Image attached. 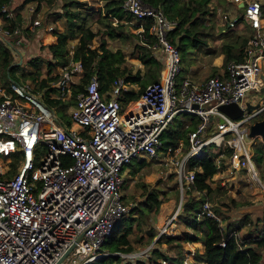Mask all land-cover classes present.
Listing matches in <instances>:
<instances>
[{
  "label": "built area",
  "instance_id": "obj_1",
  "mask_svg": "<svg viewBox=\"0 0 264 264\" xmlns=\"http://www.w3.org/2000/svg\"><path fill=\"white\" fill-rule=\"evenodd\" d=\"M230 3L237 9L244 5L239 10L251 36L247 58L230 62L223 74L203 84L185 79L178 85L176 81L183 61L169 36L178 23L144 0H125L123 9L139 23V35L144 24H151L156 39L153 50L164 62L160 80L148 85L138 102L124 106V79L115 80L110 91L101 93L94 76L67 113L68 125L45 106L31 85L14 83L10 93L0 88L4 97L0 100V156L8 161L10 156L22 155L13 177L11 169L0 174V264H59L65 256L60 264L95 261L116 225L130 212L122 196L124 169L141 156L159 160L162 136L179 114L200 121L189 133L188 151L166 164L174 167L182 191H192L196 171L191 162L203 157L209 147L232 149L228 156L232 170L247 171L253 182L264 187L254 153L244 140L251 125L264 116V98L258 103L247 101L264 87L263 4L259 0ZM2 13L0 40L5 41L12 36L7 26L14 14L7 6ZM41 26L39 20L34 21V28ZM83 77L82 64L71 59L60 79L51 83L54 98L70 100L77 80ZM132 103L141 104L140 113H125ZM248 104L256 108L249 112ZM228 105H237L243 115L238 119L227 116L221 107ZM41 149L46 153L44 162L39 161ZM224 155L216 159L219 170ZM203 209L207 217L222 222L208 201ZM226 245V239L219 244Z\"/></svg>",
  "mask_w": 264,
  "mask_h": 264
},
{
  "label": "trees",
  "instance_id": "obj_2",
  "mask_svg": "<svg viewBox=\"0 0 264 264\" xmlns=\"http://www.w3.org/2000/svg\"><path fill=\"white\" fill-rule=\"evenodd\" d=\"M104 2L102 9L92 18L96 17L97 22L104 29V33H96L88 27H78V20L82 17L80 8L85 6L77 0H24L23 5L36 4L37 14L42 10L43 6L53 7L55 14H61L68 18V29L60 34L55 35L57 42L47 41L43 43L40 39L37 40L39 46L38 57L29 61L33 66L40 68V64L44 63L41 55L43 52L50 54L52 62L49 61L50 68L59 66L66 67L70 64L71 58L68 54V43L73 40H78L74 48L73 61L80 62L83 67L84 77L78 86L73 88V95L69 101H60L51 97V93H56V90L50 86V83L57 82L60 76L43 79L38 82V78L33 80L36 82L34 92L40 97L46 107L55 111L63 122L70 125L67 115L68 109L75 104L78 93L83 89L90 79L96 76L101 86V93L110 91L115 80L124 79L126 85H140V90L137 93L125 91L122 97L124 106L129 103L139 101L141 95L148 85L156 83L160 80L164 70V62L161 57L153 50L156 44L155 37L151 34V24L143 25V34L136 37V44L141 54L138 56L139 61L145 68L144 77L138 72L133 75L127 68L123 67L126 63V54L120 50L113 52L107 47V36L110 40L127 39L128 35H123L122 32L124 22L132 28L134 33L140 30L139 23H134L133 18L129 16L123 9L125 0H101ZM226 0H218L220 4H224ZM63 2V3H62ZM144 2L152 7L157 8L170 20L178 23L177 29L170 34V41L179 48L183 54L187 52L194 53L198 50H209L210 44L216 40H221L222 47L219 56H224V68L232 62H244L247 58V49L250 45L251 36L248 34L228 36L227 32L230 28L224 25V29H219V35L216 34V13L211 8L213 0H144ZM10 0H0V16H3L2 10L10 6ZM237 16L238 24L241 22V10L234 7ZM264 12V5H263ZM86 20V18H85ZM125 20V21H124ZM133 20V21H132ZM20 16L14 17L10 21L7 28L11 31L12 36L0 40V88L7 93L11 92V86L14 83H20L18 73L23 70L24 62L21 64L16 62V53H20L21 39L17 37H27L29 40L36 39L38 33L35 32L34 23L30 24L27 30L21 29ZM230 24V23H228ZM46 30V27L43 28ZM19 32V33H18ZM16 33H18L16 35ZM17 36V37H16ZM16 37V38H14ZM98 40L99 46L93 47L95 40ZM17 46V47H16ZM17 48V49H15ZM181 56V57H182ZM184 60V59H183ZM38 63V64H37ZM215 76V75H213ZM143 80H146L144 83ZM21 84V83H20ZM45 92V94L43 93ZM42 93V95H41ZM4 97L0 95V100ZM132 103L128 111L132 108ZM200 121L194 116L187 114H179L169 125L162 136L163 150L171 149L173 154L181 152L186 153L189 147V133L195 131L199 126ZM232 149L226 151L229 156ZM217 157L209 155L205 152L200 159L191 162V168L196 171V181L192 186V191L205 194L204 199L211 201L212 195L216 192L211 185V181L215 175L219 173V168L216 161ZM253 161L258 169H264V143L259 141L254 149ZM134 162V163H133ZM133 163V164H132ZM132 164V165H131ZM146 166L143 163L132 161L125 169L133 168L131 174H139ZM7 169L4 170L6 172ZM123 171V173H124ZM125 183V180H124ZM124 186V185H123ZM148 188V187H143ZM145 197L139 205L131 211L132 215L137 214L135 218H123L115 227L112 237L104 244L103 253L108 254L105 257H100L89 264H145L137 261L130 262L127 255L132 254L135 250L131 242L133 234V221L138 219L148 226V242L153 243L158 234L150 224L152 216L158 215L160 206L167 202L163 193L160 190L148 189L145 191ZM207 195V196H206ZM125 197H123V200ZM202 201L189 200L183 203L182 210L193 221L190 223V228L195 232H201V239H193L188 234H184L175 238H168L162 235L157 244H166L171 250L175 243H197L202 242L205 248L204 254L200 255V262L203 264H263L264 263V230L258 232L255 236L240 237V231L236 228H229L225 232L220 223L215 219L209 218L206 215L201 219L198 217L197 211L201 207ZM234 203V202H233ZM216 216L219 217L222 211L217 207H212ZM197 214V215H196ZM131 215V216H132ZM141 225V224H140ZM234 233L238 236L233 237ZM231 237V238H230ZM227 240L225 248L219 246L223 240ZM151 257H160L157 250H150ZM149 253V252H148ZM124 255L125 257H122ZM184 259L179 254L176 260L178 264H184Z\"/></svg>",
  "mask_w": 264,
  "mask_h": 264
},
{
  "label": "rangeland",
  "instance_id": "obj_3",
  "mask_svg": "<svg viewBox=\"0 0 264 264\" xmlns=\"http://www.w3.org/2000/svg\"><path fill=\"white\" fill-rule=\"evenodd\" d=\"M15 1H17L16 5L20 4V2L23 4L24 2V0ZM77 1L86 4L80 8V11H82V17L78 20L77 28L81 26L88 27L96 33L103 34L104 29L97 22L96 17L92 18V16L95 14L94 12H98L99 9H102L105 3L101 0ZM259 1H261L264 5V0ZM20 5L16 6L17 8L13 11L11 9L9 10L14 14V16H20V24L24 30H27L30 24L34 23L35 20H39L42 23V28L46 27L47 31L52 29L50 33H52L53 36L68 29V18L63 16L64 14H55L56 12L53 11V7L43 6L42 10L37 14L36 4H30L22 8ZM234 7L237 8L236 5L233 6L230 3V0H226V2L224 1V4H220L218 0H213L211 8L216 13L217 36L220 33L219 29H224V25H227L228 28H230L227 32L230 37L245 33L248 35L250 34V31L245 28L247 26V22L244 19H241V26L238 25V22H236L234 27L229 26L228 23L231 25V23L236 20L237 13ZM240 14H243V11H241ZM133 22L136 23L135 21ZM120 32H122L123 35H128L129 38L112 41L105 36L104 38L106 39L107 47L113 52L118 50L124 52L127 57L126 63L123 67L127 68L133 75L140 72L141 76L144 77L145 68L139 61H137L138 56L141 54V51L136 44V37L139 35V32H135L133 36L134 31L129 25H127V22H124L123 29L119 31V33ZM48 38L50 39L51 36H48ZM18 39H21L22 43H24L23 46H18V48H20V53H16V62L19 64L24 62L23 70L18 73V78L20 79L21 84H29L34 89L36 82L33 79L35 77H37L38 82H40L43 79L56 77L61 73V69L63 68L62 66L56 68L49 67L48 62H52V59L50 54L46 51L43 52V55H41L44 63L42 65L40 64V68L38 69L36 66H33L29 61L40 55L38 50L39 41L37 42L35 38L29 40L27 37H19ZM53 40L54 43H56L57 37H54ZM47 41L42 40L43 43H47ZM77 42L78 40H73L68 43L67 56L71 59H73L74 48L77 45ZM222 42L223 41L221 40L212 42L208 51L198 50L194 53L187 52L183 54V56L181 53L184 70L177 76L176 81L178 85H180L186 78H189L188 76L191 71V76L202 77V80H205L213 75H218L222 72L225 68L221 67V69L218 70V68L214 67L215 63H217V59L220 57L219 54ZM98 46L99 42L96 39L93 43V47L95 48ZM156 53L159 56L158 51H156ZM82 79H78L77 82L81 83ZM143 79L144 78H142V80ZM145 81L146 80H143L142 82L144 83ZM134 89L139 91L140 85H135ZM43 94H45V92ZM262 98H264L262 93H252L247 97V101L258 103ZM71 107L68 109L67 113H69ZM128 108L129 107L126 108L125 113L127 111L128 113L138 114L140 113L142 107L141 104L134 103L129 111ZM215 128L216 124L214 123L212 129ZM259 141L261 140L258 138L255 140H247L252 153H254L255 146L259 143ZM170 150L171 149L168 151L163 150L160 154L159 160L146 158L144 156L135 159V162H146V166L139 174H131L133 168H127L123 173V178L125 180L122 188V196L125 197L123 201L130 207L129 214L124 218L133 219L137 217V214L135 213L132 215L131 211L144 200L146 194L145 191L148 189L160 190L163 193L164 198L166 200L168 199L167 202L160 206L158 215L151 217L150 224L158 234V237L155 238L153 243L149 244L148 242L147 224L143 223L144 225H142V221L138 219L133 221L134 224L132 225L133 234L131 235V242L135 251L132 254L127 255V258H129V261L132 263L140 261L145 264H178L176 260L179 258L180 254V256L184 259V264H203L199 259L200 254H204V247L201 242L181 244L175 243L171 250L166 244L158 245L156 243L162 235H165L168 238H175L188 234L193 239H201V232H195L190 228V223L193 221V218L191 219L183 212L182 205L191 199L194 201H202L201 207L197 211L198 217L202 219L205 216L203 205L206 201H208L204 199L205 194L203 193L181 190L178 175L174 171V167L171 164L166 166V164H168L169 160L181 159L185 153L178 152L173 154ZM226 151H228V147H225L222 150H217L215 147H209L206 150L209 155H214L216 157L225 152L224 157L220 159L221 168L219 173L215 175L211 181V185L216 192L212 195V200L208 201V203L211 208L217 207L222 211V214L219 215L222 222L219 223L225 232H227L231 227L239 229L240 237L242 238L255 236L258 232L264 230V187L253 182L251 180V175L248 174L247 171L232 170L229 164L228 156L226 157ZM38 154L39 161L44 162L46 159V153L41 149ZM21 162V154L10 156L8 161L7 158L0 156V171L3 172L5 169H11L12 173L9 174V176L13 177L17 169L20 167ZM257 172L264 184V169L257 168ZM144 186L148 188H143ZM150 250H157L161 256L151 257ZM107 255L108 254L103 253L102 249L98 258L105 257ZM122 257L125 256L122 255Z\"/></svg>",
  "mask_w": 264,
  "mask_h": 264
},
{
  "label": "water",
  "instance_id": "obj_4",
  "mask_svg": "<svg viewBox=\"0 0 264 264\" xmlns=\"http://www.w3.org/2000/svg\"><path fill=\"white\" fill-rule=\"evenodd\" d=\"M244 5H240L239 9H243ZM241 19H244V15H241ZM18 53V51H17ZM22 62V57H21ZM261 92L264 97V87L261 89ZM254 108V106L248 104V111L251 112ZM221 111L226 114L227 116L231 117L232 119H238L243 115V111L237 106V105H228L221 107ZM248 137L251 140L260 139L262 143H264V116L261 120L256 121L254 124L251 125L250 131L248 134ZM66 257V256H65ZM65 257L60 261L63 262ZM59 263V264H60Z\"/></svg>",
  "mask_w": 264,
  "mask_h": 264
},
{
  "label": "crops",
  "instance_id": "obj_5",
  "mask_svg": "<svg viewBox=\"0 0 264 264\" xmlns=\"http://www.w3.org/2000/svg\"><path fill=\"white\" fill-rule=\"evenodd\" d=\"M16 2L17 1H15L14 0V2H12L11 3V5L10 6H8V8L9 9H11L12 11L13 10H15V8H17L16 6H19L20 4H21V2H20V4H17L16 5ZM21 6V8L22 7H26L27 5H23V4H21L20 5ZM17 16V15H16ZM16 16H14V17H16ZM0 20H1V16H0ZM239 26H241L240 24H238ZM243 26V25H242ZM246 28V27H245ZM21 29L22 30H24L22 27H21ZM33 30H35V32L36 33H38V35H37V38H36V40H44V41H51V42H53L54 43V40H53V38L54 37H56V36H53V34L52 33H50V31L48 30L47 31V29L46 30H43V28H42V26L41 27H38V28H34ZM19 33V32H18ZM18 33H16V35L18 34ZM48 36H51V38L49 39L48 38ZM17 37V36H16ZM17 38H19V37H17ZM21 43V45H24V43H22V42H20ZM194 52H197V51H194ZM214 67H216V68H218V70L219 69H221V67H223L224 68V56L223 55H221L218 59H217V63H215V65H214ZM64 68V67H63ZM62 68V69H63ZM62 69H61V71H62ZM226 69V68H225ZM225 69L222 71V72H220L218 75H221V74H223V72L225 71ZM184 70V69H183ZM192 72V71H191ZM191 72H190V75L188 76L189 78H186V79H190V80H192V81H194V82H196V83H199V84H203L205 81H206V79L205 80H202V77H193V76H191ZM61 74V73H60ZM60 74H59V76H60ZM191 78H193V79H191ZM50 86H51V83H50ZM134 86L135 85H132V86H129V85H127V88H126V91H132V92H134V93H137V90L136 89H134ZM55 94V93H54ZM54 94L53 93H51V97L52 98H54ZM134 102H138V101H134ZM202 243V242H201ZM204 247V246H203ZM204 251H205V248H204ZM200 255H203V253L202 254H200ZM197 256H198V253H197Z\"/></svg>",
  "mask_w": 264,
  "mask_h": 264
},
{
  "label": "bare ground",
  "instance_id": "obj_6",
  "mask_svg": "<svg viewBox=\"0 0 264 264\" xmlns=\"http://www.w3.org/2000/svg\"><path fill=\"white\" fill-rule=\"evenodd\" d=\"M249 138L247 137V136H244V140L247 142V140H248ZM2 173H4V171L2 172V171H0V174H2ZM172 209V208H171ZM164 213V212H163ZM171 214V213H170Z\"/></svg>",
  "mask_w": 264,
  "mask_h": 264
}]
</instances>
